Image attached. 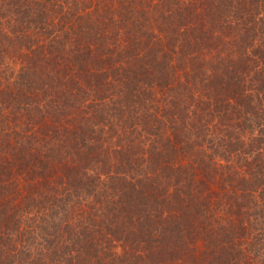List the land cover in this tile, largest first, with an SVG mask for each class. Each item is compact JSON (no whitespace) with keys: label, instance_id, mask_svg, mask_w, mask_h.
I'll use <instances>...</instances> for the list:
<instances>
[{"label":"trees","instance_id":"obj_1","mask_svg":"<svg viewBox=\"0 0 264 264\" xmlns=\"http://www.w3.org/2000/svg\"><path fill=\"white\" fill-rule=\"evenodd\" d=\"M0 264H264V0H0Z\"/></svg>","mask_w":264,"mask_h":264}]
</instances>
